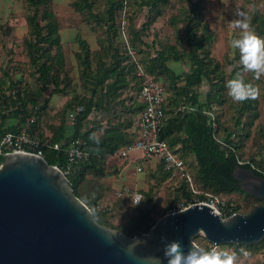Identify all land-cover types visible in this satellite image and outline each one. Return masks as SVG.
Returning a JSON list of instances; mask_svg holds the SVG:
<instances>
[{"label":"trees","instance_id":"trees-1","mask_svg":"<svg viewBox=\"0 0 264 264\" xmlns=\"http://www.w3.org/2000/svg\"><path fill=\"white\" fill-rule=\"evenodd\" d=\"M204 1L198 0V4L191 2V8L186 10L183 16L176 15L170 18L174 25L179 22L184 23L185 33L182 39L187 43L188 50H180L178 44L169 43L162 46L156 55L145 53L142 63L145 74L155 77L165 75L170 81V89L165 88L167 93L164 103L165 120L159 132L160 138L166 140L170 147L185 160L199 190L201 187L206 190L202 192H213L225 199L226 194L241 193L249 200V206L233 204L228 199L227 203L234 211L247 213L256 205L263 203V200L243 190L233 176V171L241 165L264 176V170L256 166L254 162L243 159L241 149L244 143L238 137L235 127L226 124L224 127L220 120L216 106L225 100L227 87L222 63L212 54L215 34L203 14L201 4ZM25 2L30 12L26 16L28 34L23 43L30 63L35 69L34 75L38 87L22 88L20 85L22 82L14 80L7 69L0 68L1 137L8 131L23 130L26 128V123L33 119L27 127L28 132L40 141L47 162L60 168H64L67 164L65 148L71 138L81 137L84 140L83 148L88 151L89 156L67 176L74 192L92 209L96 220L102 225L116 228L108 222L106 217L108 210L98 204L101 194L92 198L82 190V187L88 174H93L96 178H104L112 173L107 168L109 156L118 155L119 149L138 138L136 125L144 110V103L138 98L141 81L135 74V66L130 62L125 50L114 46L113 39L109 38L108 46L101 42V51L104 54L96 52L98 59L93 68L94 56L89 42L78 36L77 42L81 51L77 53V57L83 66V76L87 81L90 94L81 98L77 97L79 99L72 98L65 103L60 124L50 126L52 131L50 138L43 132L37 133L43 112L45 113L47 107L46 99L44 105L39 106L40 98L50 86L54 87V92H67L70 88V77L65 68L66 59L60 25L52 8V0H25ZM170 2L171 0H106L105 8L100 12L94 10L95 0H75L72 6L88 22L106 26V32L113 33L114 38L118 33V13L123 7H128L130 11L134 10L135 13L129 16V22L133 25L137 18V8H148L150 22H153L157 17L165 15L166 7ZM251 25L259 35L264 36V11L260 12L258 9L254 11ZM133 33V43L142 42L140 31L133 30ZM102 56L107 59H102ZM169 61H187L190 69L187 72L176 71L169 65ZM241 70L242 68L234 69L230 77L233 78L237 71ZM206 81L209 83V89L201 99L199 88ZM163 86L165 87L164 84ZM10 88L7 94L5 90ZM14 88L15 95L12 93ZM129 92H135L134 96H130L129 99L124 98V93ZM254 102L257 101L254 97H250L241 105L240 111L250 114L249 121L243 123L244 130H248L245 137L250 135V127L260 116L257 106H253ZM75 104L83 105L84 109L79 113L76 124L71 126L65 114ZM191 105H195L199 110H189L188 106ZM203 109L214 110L217 118L215 130L210 116L204 113ZM111 111L115 119L112 121L108 119L106 127L94 120L92 127H86V121L92 120L90 117L94 112L109 113ZM241 119L242 116L238 117L236 124L240 125ZM216 138L223 143L218 142ZM55 143L61 144L59 149L53 148ZM188 158H190L189 161ZM127 159L129 157L124 158V160ZM239 159L244 160V163L240 164ZM140 164L143 166V172L145 168L142 160ZM158 167L163 173L175 177L165 170L161 161ZM157 170L158 168L155 171ZM113 173L117 171L114 170ZM179 178L181 183L178 191L181 196L178 200H185L187 203L196 195L191 191L186 179L180 176ZM147 193L151 194V189ZM145 194L146 192L143 193L144 198ZM198 196L203 197V194ZM172 208L173 206L170 210ZM152 212L153 207H143L131 217L123 232L129 237L148 232L159 219L151 217ZM199 236H196V239ZM219 245L233 247L236 250L235 257L240 258L246 253L256 254L263 250L264 238L251 245L234 243Z\"/></svg>","mask_w":264,"mask_h":264},{"label":"rangeland","instance_id":"rangeland-1","mask_svg":"<svg viewBox=\"0 0 264 264\" xmlns=\"http://www.w3.org/2000/svg\"><path fill=\"white\" fill-rule=\"evenodd\" d=\"M74 1L52 0V8L56 13L60 25L61 41L66 59L65 68L70 77V88L67 92L60 93L54 92V87L50 86L43 93V97L40 98L39 106H43L46 99L47 107L45 113L43 112L37 133L43 132L48 138L52 135L50 126L60 124L65 103L72 98H81L90 94L87 81L83 76V66L77 57V53L81 51L80 45L77 42L78 36L83 37L89 42L94 56L93 68H95L98 59L95 55L96 52L104 54L101 51V42H103V45L108 46L109 38H112L114 46H117L121 50L124 49L125 36L123 32H125L128 41L135 48L139 62L142 63L145 59V53L149 52L151 55H156L162 46L169 43L178 44L180 50H188L187 43L182 39L185 33L184 23L179 22L177 25H174L170 21V18L176 15L183 16L184 12L191 8V2L195 4L199 3L198 0H171L170 4L166 7L165 15L157 17L153 22H150L148 8H137V18L133 22V25L129 22V16L135 13L133 12L134 10L130 11L128 7H123L117 17L118 33L113 38V33L109 34L106 32V26H99L94 22L85 20L84 16L72 6ZM105 4L106 0H95L94 10L96 12L103 11ZM201 8L204 17L209 21L211 30L215 34L212 54L222 63L225 81L227 82V80L231 79L230 76L234 69L242 68L237 73L251 82L257 90V94L254 97L257 102H254L253 106H257L260 116L255 120L253 126L250 127V135L248 137H245L248 130H244L243 123L249 121L250 114L240 111L243 101L234 100L228 94L227 88L225 90V100L219 106H216L220 120L223 122L224 127L225 124L233 128L235 127L239 134L238 137L244 143L241 149L243 159L254 162L256 166L264 170V74L256 78L252 71L245 70L239 59V50L233 49L230 46V40L233 35L241 31V29L233 27V21L238 18V10L247 13L244 19L249 28L255 31L251 25L253 13L256 9L260 12L264 11V0H205L201 4ZM29 12L30 10L25 0H0V68L7 69L14 80L22 82L20 84L22 88L34 89L38 87L36 76L34 75L35 69L30 63V58L25 51L23 43L24 38L28 34L26 16ZM133 30L134 32L138 30L141 33L142 42L137 41L136 45L133 43ZM102 59L107 58L102 56ZM142 65L144 64L142 63ZM169 65L179 72H187L190 69L187 61H169ZM135 74L140 81L146 76L152 77L164 84L166 89H170V81L165 75L155 77L146 74L145 76L140 75L136 70ZM208 89L209 83L206 81L199 88L201 99L204 98L205 92ZM10 90L11 88L6 89L5 92L8 94ZM134 93H124L123 97L129 99L130 96H134ZM119 109L121 110L120 106ZM91 116L94 119L86 121V127H90L93 120L107 124L108 119L111 121L115 119L112 111L109 113L94 112ZM240 116H242V122L238 125L236 124V119ZM65 117L68 124L73 126L70 123L69 111L65 114ZM109 159L107 168L112 173L106 175L104 178H96L93 174H88L83 183L82 190L92 198L101 194L98 204L108 210L106 216L108 222L113 227H116H111L112 229L123 232L131 217L145 206H149V208L153 207L151 217L160 218L170 211V207L174 206L181 196L178 191L181 183L179 176L172 177L167 173H163L162 169L159 170V167H157V171H155L156 169L152 170L148 165L145 171H143L145 175L141 180L139 178L141 172L136 173L138 164H135L133 158L124 160L120 156H109ZM189 160L190 158H188ZM114 170L117 173H113ZM126 174L131 177L130 180L133 184L125 182L123 177ZM136 176L138 179L134 182ZM136 187L143 193L146 192L144 201L139 205H133L132 199L127 193V189L132 190ZM150 189L151 194L147 193ZM200 190L206 191L201 187ZM225 197L226 200H231L233 204L243 207L249 206V200L241 193L226 194ZM195 241L200 247L211 248L210 241L203 235H200ZM218 249H224L229 252L236 251L233 247L227 245H218Z\"/></svg>","mask_w":264,"mask_h":264},{"label":"water","instance_id":"water-1","mask_svg":"<svg viewBox=\"0 0 264 264\" xmlns=\"http://www.w3.org/2000/svg\"><path fill=\"white\" fill-rule=\"evenodd\" d=\"M233 176L263 200L250 212L221 216L195 203L169 211L151 229L129 237L100 224L65 172L34 153L5 152L0 168V264H155L165 238L187 250L205 236L215 244L251 245L264 238V176L238 165ZM134 238L140 243L130 248ZM200 247V246H199Z\"/></svg>","mask_w":264,"mask_h":264},{"label":"built area","instance_id":"built-area-1","mask_svg":"<svg viewBox=\"0 0 264 264\" xmlns=\"http://www.w3.org/2000/svg\"><path fill=\"white\" fill-rule=\"evenodd\" d=\"M123 33L125 36L124 50L129 57L130 62L134 64L135 70L140 75L146 76L144 66L139 62L135 48L128 41L125 32ZM140 85L138 98L144 103V110L136 125L138 138L119 149L117 154L122 158H128L134 153L142 152L143 159L149 160L158 158L162 162L165 170L171 172L173 176H180L186 179L191 191L196 196L187 203L185 200H178L170 211H180L195 203H205L212 206L223 217L237 213V211H234L233 208L229 206L224 197L213 192L200 191L194 182L192 173L188 169L185 160L170 147L166 140L160 138L159 132L165 120L164 103L167 96L163 84L152 77L146 76L142 79ZM15 92V89H13L12 93L14 95ZM83 109V105L75 104L72 106L69 111V119L72 125L76 124L78 115ZM188 109L191 111L199 110L195 105L188 106ZM202 111L210 116L212 126L215 130L217 128V118L214 110L203 109ZM32 121L33 119H30L26 123V128L23 130L18 132L8 131L0 138V168L2 166L5 152L34 153L40 154V156L44 157L40 141L32 137L27 130V127L30 126ZM216 139L218 142L223 143L219 138ZM83 144L84 140L81 137L74 136L65 148L67 164L62 170L66 175L71 173L73 169L77 168L88 158L89 153L83 148ZM60 146V143H55L53 148L59 149ZM239 163H244V160L239 159ZM142 170L143 166L139 165L137 171L140 172ZM127 193L130 197L141 196L144 199V195L140 190L127 189ZM199 194H203V197H199ZM143 199L139 204L142 203ZM218 245L219 244L210 242L211 248L214 247L218 249ZM234 264H264V249L256 254L246 253L240 258L235 257Z\"/></svg>","mask_w":264,"mask_h":264},{"label":"clouds","instance_id":"clouds-1","mask_svg":"<svg viewBox=\"0 0 264 264\" xmlns=\"http://www.w3.org/2000/svg\"><path fill=\"white\" fill-rule=\"evenodd\" d=\"M237 16L238 18L233 21V27L241 31L233 35L230 46L239 50V59L244 69L252 71L256 78H259L264 74V36L249 28L244 19L247 16L246 12L238 10ZM226 87L228 94L236 101H244L257 94L254 85L239 73L227 80ZM131 197L133 205L139 204L143 199L141 196ZM165 241L163 256L167 258L166 264H234L235 252L195 245L185 250L179 239L165 238ZM140 242L139 238H134L129 247L132 248ZM151 259L155 264H164L163 257L154 256Z\"/></svg>","mask_w":264,"mask_h":264},{"label":"crops","instance_id":"crops-1","mask_svg":"<svg viewBox=\"0 0 264 264\" xmlns=\"http://www.w3.org/2000/svg\"><path fill=\"white\" fill-rule=\"evenodd\" d=\"M92 119H94L93 117H92ZM102 124H103V127H106L107 125L104 123V122H101ZM93 126V124L91 123V125H90V127H92ZM116 156H118L119 157V155H115V157ZM132 156H134V157H132ZM142 156H143V154H142V152H137V153H134V154H132L129 158L131 159V158H133L134 160V162H135V164L137 163L138 165H137V167L139 166V165H141L140 164V161L142 160V163L144 164V168L146 169V167L149 165L150 166V168L152 169V170H155V169H157V167H158V164L160 163V160L158 159V158H153V159H149V160H144L143 158H142ZM114 157V156H113ZM142 158V159H141ZM110 159H108V161H109ZM129 166V165H128ZM127 166V167H128ZM145 171V170H144ZM128 172V171H127ZM141 173L139 174V178L142 180L143 178H144V175L145 174H143V172L142 171H140ZM126 173V172H125ZM136 173H138V171H137V169H136ZM135 173V174H136ZM145 173V172H144ZM138 175V174H137ZM126 176H127V178H126ZM126 176H124L123 177V179H125V182H127V183H129L130 182V184H133V182L130 180V178L131 177H129L127 174H126ZM138 179V177L136 176L135 177V179H134V182L136 181ZM138 182V181H137ZM132 189V188H131ZM134 189V188H133ZM135 189H137V190H139V188H135Z\"/></svg>","mask_w":264,"mask_h":264}]
</instances>
